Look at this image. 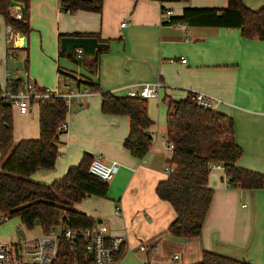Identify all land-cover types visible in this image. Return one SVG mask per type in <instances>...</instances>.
Listing matches in <instances>:
<instances>
[{
    "label": "crops",
    "instance_id": "crops-1",
    "mask_svg": "<svg viewBox=\"0 0 264 264\" xmlns=\"http://www.w3.org/2000/svg\"><path fill=\"white\" fill-rule=\"evenodd\" d=\"M240 1L251 10L264 7V0ZM226 5L227 0H102L99 11L69 12L61 10L59 0H29L30 31L25 47H8L6 24L0 15V76L6 69L20 70L8 68L7 62L17 59L19 49H26L22 68L38 89L64 88L57 82L61 71L70 77L68 85L73 88L88 89L87 81L99 88L89 90L83 107L72 103L68 109L67 130L58 137V152L63 156L56 158L52 169H38L30 178L49 183L76 165L85 152L107 163L117 162V172L107 180L106 197L91 195L71 205L94 224H105L108 237L122 236L123 252L117 264H192L203 251L264 264V188L230 185L223 167L213 166L207 177L213 194L206 217L200 234L188 238L168 233L175 211L155 193L156 184L167 176L164 167L171 156L166 145V99H184L190 90L214 97L210 108L233 120L234 139L241 148L236 165L264 174V40L243 37L236 27L183 22L189 31L185 40L177 25L160 23L162 6L171 8L177 18L185 7ZM122 21L126 22L123 27ZM73 33H94L98 39H107L108 46L95 54L94 68L61 54L60 34ZM8 48L15 51L10 54ZM156 80L163 83L159 96L145 102L152 121L148 129L151 144L142 158H136L123 146L127 116L103 113L101 93L124 96L127 86ZM35 103L25 114L11 107V115L14 108L23 123L34 120L16 137L12 128L13 143L38 136ZM116 207L119 214L114 213ZM19 237L31 240L36 235L22 232Z\"/></svg>",
    "mask_w": 264,
    "mask_h": 264
},
{
    "label": "trees",
    "instance_id": "trees-1",
    "mask_svg": "<svg viewBox=\"0 0 264 264\" xmlns=\"http://www.w3.org/2000/svg\"><path fill=\"white\" fill-rule=\"evenodd\" d=\"M16 1L24 4L22 19L12 18L9 0H0V15L5 24L26 37L30 31L29 0ZM59 2L62 11H99L102 0ZM172 19L194 26L236 27L243 37L264 40V7L251 10L240 0H227V5L220 8L185 7L181 15ZM66 35L60 34V37ZM69 36L96 37L94 33H73ZM98 40L107 42V39ZM70 59L89 69L97 64L96 56L87 59L83 55L76 57L72 54ZM85 83L89 85L88 90L98 91L96 84ZM166 101V142L173 146L167 162L172 171L156 184L155 193L159 199L170 203L175 211V217L167 226L168 233L184 238L194 237L200 234L212 199L213 189L207 185L211 163L223 167L230 185L244 189L264 188V174L236 165L241 148L234 139L231 117L210 107L196 106L187 97L179 100L167 98ZM145 102L146 99L141 97L116 96L109 91L101 93L100 109L103 113L127 116L128 132L123 146L136 158H142L151 144L148 129L152 121ZM37 105L38 136L13 143L11 105L0 100V155H4L0 162V214L6 219L18 217L28 230L38 225L42 232H48L58 222L71 228L90 227L94 224L92 219L83 212L73 210L71 205L87 196L107 195V181L87 172L91 155L83 153L76 165L70 166L61 177L49 183L30 178L38 169L54 167L59 144L57 126L65 119L67 111L64 100L54 95L38 99ZM86 245L87 242L81 238L71 243L59 239L57 256L51 264H94ZM122 252L121 244L115 254L116 260ZM192 264L254 263L215 251H203L200 260Z\"/></svg>",
    "mask_w": 264,
    "mask_h": 264
},
{
    "label": "built area",
    "instance_id": "built-area-1",
    "mask_svg": "<svg viewBox=\"0 0 264 264\" xmlns=\"http://www.w3.org/2000/svg\"><path fill=\"white\" fill-rule=\"evenodd\" d=\"M10 14L16 20L22 19L19 7H10ZM160 23L177 25L182 29L185 40L189 39V31L187 25L183 22L174 21L173 11L171 8L162 6L160 9ZM125 21L120 23L123 27ZM6 38L8 44L10 38L13 39L12 46L22 47V35L15 33V30L8 24L5 25ZM18 37V42L14 40V36ZM15 48V47H13ZM73 54L76 57L82 56V49L74 48ZM182 62L185 59L181 60ZM16 82V80H18ZM70 77L67 74L57 72V82L61 84L62 89H54L53 91L38 89L32 78L29 76L28 70L22 68L15 73L12 70H4L3 76H0V100L7 102L14 107L18 113L25 114L28 112L30 105L37 102L40 98L50 95L60 97L64 100L67 111L72 103H76L79 107L84 106V99L90 94L89 90L73 88L68 85ZM163 87V83L159 80L152 82H139L126 87V95L133 97H141L142 99L158 98L159 90ZM187 98L190 103L203 108H209L214 97L203 92L190 90ZM66 111V113H67ZM66 116V115H65ZM68 124L66 119L62 120L57 126V132L60 134L67 130ZM167 148L171 151L172 144L167 143ZM58 156H63L58 152ZM218 163H211L208 168L218 166ZM117 162H105L100 156L92 157L87 172L99 177L103 180H109L118 170ZM172 171L171 165L164 167V172L168 174ZM114 213L119 214V207L115 208ZM6 216L0 214V221H4ZM83 239L87 242L86 249L91 253L94 264H117L115 254L118 252L123 242L122 236H107V226L103 223L93 224L90 227L71 228L62 222L55 224L48 232H42L40 235L29 240L24 237H17L13 241H0V264H22L27 261L29 264H51L57 256L59 239H65L69 243L75 242L76 239Z\"/></svg>",
    "mask_w": 264,
    "mask_h": 264
},
{
    "label": "rangeland",
    "instance_id": "rangeland-1",
    "mask_svg": "<svg viewBox=\"0 0 264 264\" xmlns=\"http://www.w3.org/2000/svg\"><path fill=\"white\" fill-rule=\"evenodd\" d=\"M13 39L10 38V41L8 43V47H11ZM10 51L9 53L11 54L14 52V49L8 48ZM25 55H26V49H19V52L17 54V59L16 58H9L7 62V67L8 68H14L17 67L19 69L22 68L23 66V61L25 60ZM35 110L38 111V106L37 103H35ZM18 113L15 111V109H12V128H13V134L15 133L16 135L20 134V129L22 127H30L32 125L33 121H30L29 124L23 123L21 120L18 118ZM15 139V138H14ZM4 155H0V162L2 161ZM24 232V234L27 232H30L31 234H34L36 236L40 235L41 230L38 225H35L32 229L27 230L19 221L17 217H12L9 219H5L4 222H0V241L1 242H8V241H13L17 237L21 236V233Z\"/></svg>",
    "mask_w": 264,
    "mask_h": 264
},
{
    "label": "water",
    "instance_id": "water-1",
    "mask_svg": "<svg viewBox=\"0 0 264 264\" xmlns=\"http://www.w3.org/2000/svg\"><path fill=\"white\" fill-rule=\"evenodd\" d=\"M8 5L9 7L18 6L20 14L24 16L25 7L22 2L9 0ZM19 34L22 35L21 33ZM22 39V47H25L26 37L22 35ZM107 46L106 42L99 41L95 36H62L60 38V50L68 57L72 56L74 48L79 47L82 49V55L87 59H91L95 56L97 50L106 48ZM22 264L29 263L24 261Z\"/></svg>",
    "mask_w": 264,
    "mask_h": 264
},
{
    "label": "bare ground",
    "instance_id": "bare-ground-1",
    "mask_svg": "<svg viewBox=\"0 0 264 264\" xmlns=\"http://www.w3.org/2000/svg\"><path fill=\"white\" fill-rule=\"evenodd\" d=\"M17 42H18V37H17Z\"/></svg>",
    "mask_w": 264,
    "mask_h": 264
}]
</instances>
